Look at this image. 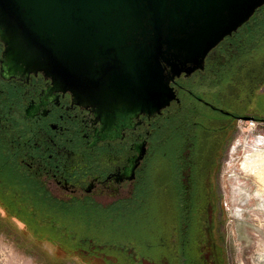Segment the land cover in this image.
<instances>
[{"label":"flooded vegetation","instance_id":"af4514ba","mask_svg":"<svg viewBox=\"0 0 264 264\" xmlns=\"http://www.w3.org/2000/svg\"><path fill=\"white\" fill-rule=\"evenodd\" d=\"M4 49L0 40V151L69 214L61 232L77 255L225 264L219 180L241 123L264 124L250 111L264 95V5L174 78V99L153 113L82 104L41 72L8 77Z\"/></svg>","mask_w":264,"mask_h":264},{"label":"water","instance_id":"95a60500","mask_svg":"<svg viewBox=\"0 0 264 264\" xmlns=\"http://www.w3.org/2000/svg\"><path fill=\"white\" fill-rule=\"evenodd\" d=\"M264 0H0L2 71L41 72L82 104L160 111L170 82Z\"/></svg>","mask_w":264,"mask_h":264},{"label":"rangeland","instance_id":"374dc122","mask_svg":"<svg viewBox=\"0 0 264 264\" xmlns=\"http://www.w3.org/2000/svg\"><path fill=\"white\" fill-rule=\"evenodd\" d=\"M262 96V98L255 97L250 111L254 114L261 113L259 115L264 118V95ZM250 120L252 118L241 123V125L246 124L245 127L238 128L239 131L236 132V138L229 147L219 180L221 192L217 209L219 221H222L221 235L225 247L223 255L225 264H264V194L257 195V190L264 191V185L255 177L249 176L247 182L251 186L241 183L242 191L240 190L239 200L237 196H233L235 195L234 180H232L231 172L228 171L233 147L236 144L243 146L246 137L255 138L264 134V124L259 125L256 121V127L251 128ZM260 126L261 128H258ZM239 148L236 150V155L242 154ZM1 158L4 159L2 154ZM13 167L11 171L18 177ZM240 175L244 176L242 173ZM22 210L24 208L14 210L5 201L0 200V264H101L99 261L88 262L82 254L77 255V252L72 250L74 245L77 246L76 242L68 239L60 228H56L57 225L35 221ZM160 210L163 211V208ZM154 212L157 214L156 211ZM172 214L173 211L170 212V217ZM155 222L156 229L160 233L163 232L161 220L156 219ZM140 264H158V261L154 263V261L145 260Z\"/></svg>","mask_w":264,"mask_h":264},{"label":"trees","instance_id":"16d2710c","mask_svg":"<svg viewBox=\"0 0 264 264\" xmlns=\"http://www.w3.org/2000/svg\"><path fill=\"white\" fill-rule=\"evenodd\" d=\"M1 154L0 151V200L5 201L14 210L24 208L22 211L30 215L28 217L35 221H43L48 225L49 223L55 224L57 225L56 228L67 230L63 223L70 220V217L67 216L69 214L53 208L58 207L60 202L42 191V188L33 179L15 176L11 171L13 163L7 157L5 158L4 154H2L4 156L2 159ZM10 171L15 177L11 175Z\"/></svg>","mask_w":264,"mask_h":264},{"label":"bare ground","instance_id":"6f19581e","mask_svg":"<svg viewBox=\"0 0 264 264\" xmlns=\"http://www.w3.org/2000/svg\"><path fill=\"white\" fill-rule=\"evenodd\" d=\"M238 148L242 151V154L236 155V150ZM228 171L231 172V177H233L232 180H234L233 192L235 195L233 196H237L239 200L241 198L240 194L242 191L241 183H246L247 186H251L247 182L249 176L255 177L264 185V137H246L243 146H241V144H236L231 151ZM240 173L244 174V176H241ZM257 191L258 196H262L264 194V191L262 190Z\"/></svg>","mask_w":264,"mask_h":264},{"label":"built area","instance_id":"2783aa9c","mask_svg":"<svg viewBox=\"0 0 264 264\" xmlns=\"http://www.w3.org/2000/svg\"><path fill=\"white\" fill-rule=\"evenodd\" d=\"M250 125H251V128H254V127H256V125H257V122H256V120H250ZM258 136H264V134H260V135H258Z\"/></svg>","mask_w":264,"mask_h":264}]
</instances>
